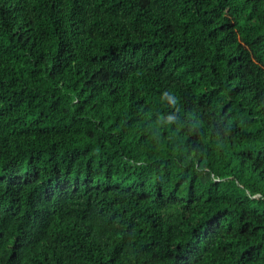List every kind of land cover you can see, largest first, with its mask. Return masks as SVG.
I'll use <instances>...</instances> for the list:
<instances>
[{
  "label": "trees",
  "instance_id": "16d2710c",
  "mask_svg": "<svg viewBox=\"0 0 264 264\" xmlns=\"http://www.w3.org/2000/svg\"><path fill=\"white\" fill-rule=\"evenodd\" d=\"M0 264H264V0H0Z\"/></svg>",
  "mask_w": 264,
  "mask_h": 264
},
{
  "label": "clouds",
  "instance_id": "9594fccd",
  "mask_svg": "<svg viewBox=\"0 0 264 264\" xmlns=\"http://www.w3.org/2000/svg\"><path fill=\"white\" fill-rule=\"evenodd\" d=\"M163 98L166 102L169 103L170 108H172V113H169L168 115H162V116H157L156 124L155 127L159 129L160 126V121L166 122V124L171 125L173 123H177L178 120L181 119V108L179 107V98L176 96L175 93L172 92H165L163 94ZM192 119V125L193 127H199V124L193 119ZM180 127H183L182 124H177ZM227 128L230 129L229 133L227 136L231 134V125H226ZM217 143H222V141L217 137Z\"/></svg>",
  "mask_w": 264,
  "mask_h": 264
}]
</instances>
